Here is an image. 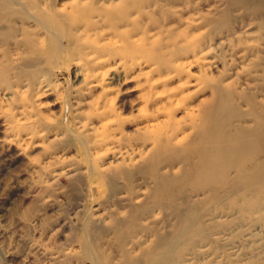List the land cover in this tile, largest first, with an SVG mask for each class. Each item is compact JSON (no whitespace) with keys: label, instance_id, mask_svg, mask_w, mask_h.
<instances>
[{"label":"rangeland","instance_id":"374dc122","mask_svg":"<svg viewBox=\"0 0 264 264\" xmlns=\"http://www.w3.org/2000/svg\"><path fill=\"white\" fill-rule=\"evenodd\" d=\"M126 1L0 0V264H90L98 238L118 257L112 220L151 185L133 175L112 192L108 172L161 161L154 141L173 126L195 133L210 81L240 91L264 80L261 53L242 58L264 42L260 0H146L131 12ZM49 38L56 51L31 56L28 42L47 49ZM261 197L203 208L207 228L171 264H264ZM144 213L140 224H152ZM165 221L154 226L168 233ZM216 233L209 251L179 262Z\"/></svg>","mask_w":264,"mask_h":264},{"label":"bare ground","instance_id":"6f19581e","mask_svg":"<svg viewBox=\"0 0 264 264\" xmlns=\"http://www.w3.org/2000/svg\"><path fill=\"white\" fill-rule=\"evenodd\" d=\"M145 2L127 0L124 7L131 12L139 7L144 8ZM236 3L244 7L247 2L236 0ZM14 5L22 7L18 1ZM263 8L264 0H260L256 9L261 11ZM7 11L8 8L0 4V13ZM87 13L98 20L102 17L94 10H88ZM2 18L0 16V21ZM46 42L47 49L28 42L31 56L36 58L48 55L51 51L54 53V38ZM259 53L260 57H255L261 61V72L264 74V42L259 50H244L242 58ZM209 83L211 93L209 100L198 111L199 124L196 125L195 133L178 137L173 126L170 131L159 133L154 141L155 155L161 156V161L141 158L139 166H132L130 170L123 168L108 172L112 192L116 191L115 180L118 178L125 180L128 189L133 175L144 177L151 186L146 195L131 200L135 205L126 216L112 220L110 229L113 236L107 249L114 246L118 257L111 259L106 256L105 247L98 238L89 247L94 253L90 252V264H171L170 257L176 248L183 249L191 245L192 237L199 230L207 228V223L200 218L203 208L211 204L221 205L225 200L233 202L251 194L264 196V80L257 85L247 83L240 91L222 82ZM175 155L179 158L174 159ZM157 163L161 165L156 166ZM176 163L178 167L174 169ZM262 207L264 205H256L258 209ZM198 209L201 213L192 216ZM145 211V219H152V224H140L139 217L141 214L144 216ZM223 216V212H215L209 219H221ZM161 217L165 218V222H172L166 231L168 233L154 226L160 223ZM219 234L222 233L200 237V246L187 253L189 259L185 257L187 254L180 256L179 262L186 263L209 251V245L213 243L211 239ZM138 235L141 238H137Z\"/></svg>","mask_w":264,"mask_h":264}]
</instances>
